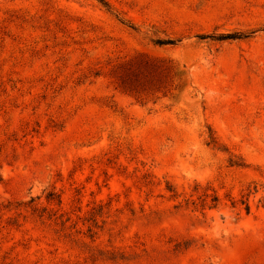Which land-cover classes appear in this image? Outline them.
<instances>
[{
  "label": "rangeland",
  "instance_id": "rangeland-1",
  "mask_svg": "<svg viewBox=\"0 0 264 264\" xmlns=\"http://www.w3.org/2000/svg\"><path fill=\"white\" fill-rule=\"evenodd\" d=\"M103 1L0 0V264H264V0Z\"/></svg>",
  "mask_w": 264,
  "mask_h": 264
},
{
  "label": "trees",
  "instance_id": "trees-1",
  "mask_svg": "<svg viewBox=\"0 0 264 264\" xmlns=\"http://www.w3.org/2000/svg\"><path fill=\"white\" fill-rule=\"evenodd\" d=\"M101 5H103L104 7H107V4L103 1V0H97ZM248 35H246L245 37H247ZM244 37L242 34L239 33H232V34H225V35H219L217 37L214 36H200L199 39H206V38H211L217 41H223V40H232V39H237V38H241ZM154 44L158 45V46H165V45H174L175 43L172 40H161V39H157L154 40ZM130 70V69H129ZM129 70H125L121 67H117L115 74L116 77L120 83V86L123 89L129 90V91H136L137 89H141L143 87H145V83H140L138 80L134 79V80H130L127 77V73ZM210 143H214L213 138H210ZM1 207V204H0ZM89 253H91L92 256H94V253H92V250H89ZM100 256H103V253H100ZM116 254H110V260L115 259ZM120 259L122 258V256L119 254Z\"/></svg>",
  "mask_w": 264,
  "mask_h": 264
}]
</instances>
